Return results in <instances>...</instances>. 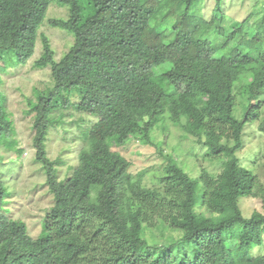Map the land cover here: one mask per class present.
I'll return each instance as SVG.
<instances>
[{"label": "trees", "instance_id": "obj_1", "mask_svg": "<svg viewBox=\"0 0 264 264\" xmlns=\"http://www.w3.org/2000/svg\"><path fill=\"white\" fill-rule=\"evenodd\" d=\"M195 1L0 0L3 66L13 56L21 64L33 56L52 3L66 7L68 15L50 18L49 24L74 37L69 51L56 59L50 38L41 34L43 53L35 65L51 67L54 85L37 89L38 101L30 103L36 112V159L54 204L42 233L33 238L26 222L3 211L8 194L0 180V264H264V255L252 253L264 243V214L242 213L241 198L251 195L254 178L237 155L246 124L259 117L261 105L254 102L264 97V13L256 27L243 22L228 29L223 0L210 19L193 9ZM239 81L246 100L242 120L233 113ZM1 84L0 73L4 131L13 121ZM78 87L89 89L97 118L85 133L78 165L60 180L59 161L46 152L50 128L61 120L50 108L63 89ZM166 116L175 125L188 117L212 156L229 155L215 187L190 176L154 140L156 127H167ZM258 127L264 132V118ZM133 137L157 146L167 161L165 191L175 192V199L168 202L160 190L141 186L130 162L112 149L114 142ZM154 216L161 219L162 235L170 219L182 237L150 244L144 232Z\"/></svg>", "mask_w": 264, "mask_h": 264}, {"label": "rangeland", "instance_id": "obj_2", "mask_svg": "<svg viewBox=\"0 0 264 264\" xmlns=\"http://www.w3.org/2000/svg\"><path fill=\"white\" fill-rule=\"evenodd\" d=\"M193 9L210 19L217 0H196ZM223 23L228 29L239 28L243 22L256 27L264 13V0H223ZM68 9L56 3L50 4L46 19L39 29L35 52L25 64L12 57L6 66L0 62L2 78L1 90L6 95V109L13 121V127L0 131V180L7 190L4 212L10 218L26 222L28 233L37 238L43 231L44 222L54 204V195L47 184V176L41 162L36 159L33 146L35 134V111L30 103L37 102V89L44 91L54 85L51 67H38L36 61L43 53L41 34L50 38L55 50V58L60 59L74 43L71 33L53 27L50 18L67 17ZM246 26V27H248ZM151 32L153 30L151 29ZM154 33V32H153ZM249 37L244 43H249ZM225 52V51H224ZM255 68L253 72H260ZM243 81L235 84L234 116L244 118L246 100L241 94ZM261 105L258 119L246 124L243 142L237 151L239 164L249 169L254 178L251 195L241 198L242 213L249 218L254 211L264 214V132L259 130V123L264 118V97L254 102ZM51 116L60 121L52 125L46 141V152L51 160H58L56 165L60 180L67 179L78 165L79 152L86 144L85 133L96 121L90 105V91L87 88L63 89L51 105ZM166 128L156 127L154 140L161 143L163 151L171 155L190 176L215 187L228 154L212 156L193 134L195 129L188 117H183L182 125H175L166 116ZM226 139L225 137L223 140ZM114 151L119 152L129 162V171L141 186L157 189L162 198L175 199L176 193L166 192L162 181L167 161L160 154L157 146L143 137H133L124 144L114 142ZM205 184V183H204ZM96 194V190L94 191ZM201 211L208 213L206 208ZM220 213L214 217L219 218ZM144 236L150 244L165 245L182 237L183 232L171 226L170 219L164 221V235L161 233V219L158 216L148 218ZM264 239V234H263ZM236 240H228L230 247ZM254 256L264 255V243L252 251Z\"/></svg>", "mask_w": 264, "mask_h": 264}]
</instances>
